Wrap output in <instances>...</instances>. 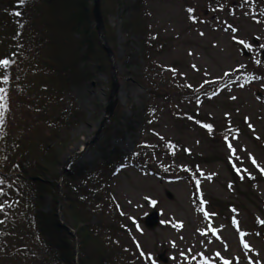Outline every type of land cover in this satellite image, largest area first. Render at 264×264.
<instances>
[{"label": "rangeland", "instance_id": "rangeland-1", "mask_svg": "<svg viewBox=\"0 0 264 264\" xmlns=\"http://www.w3.org/2000/svg\"><path fill=\"white\" fill-rule=\"evenodd\" d=\"M115 1L104 4V33L117 66L116 103L108 102L111 70L96 71L91 63L90 76L59 99L54 92L48 109L23 106L33 115L31 126L12 124L16 133L19 126L31 128L29 140L38 143L39 128L46 136L42 126L54 121L59 108L61 117L67 111V129H49L46 141L56 148L62 143L54 152L60 166L73 155L60 184L62 194L69 183L70 199H82V221L73 220L65 196L58 207L60 166L57 184L42 198L36 184L48 179L33 178L38 183L23 190L0 174V264L57 257L58 217L76 235L77 251L80 229L97 238L98 249L108 254L100 264H163V252L166 264H264V0H118L119 7ZM12 2L0 0V60H9L15 40L17 17L5 12ZM124 19L139 22L144 33L125 34ZM43 110L56 114L42 117L37 112ZM107 112L112 114L103 123ZM114 150L120 156L111 169L102 168ZM6 156L0 146V158ZM24 192L36 201L27 203ZM199 196L208 220L198 211ZM152 212L159 225L148 230L144 219ZM41 214L55 225L47 236L51 247L37 230ZM178 224L183 226H173ZM61 232L74 256L61 264H75V235Z\"/></svg>", "mask_w": 264, "mask_h": 264}, {"label": "trees", "instance_id": "trees-1", "mask_svg": "<svg viewBox=\"0 0 264 264\" xmlns=\"http://www.w3.org/2000/svg\"><path fill=\"white\" fill-rule=\"evenodd\" d=\"M108 1L99 0L103 23L108 11L104 4ZM115 2L119 7L118 0ZM11 11L12 13L19 11L21 15L19 17L15 15L17 18H15V27L12 29L15 40L9 53L10 64L6 68L2 67L0 72V88L6 91V108L3 112V123L0 124V134L4 139L0 140V146L5 148L7 152L6 157L0 158L4 159L3 167H6L7 170H3V167L0 166V174L4 178L3 181L12 182L14 187L22 189L24 187L27 189V186L33 185L34 182L35 184L38 183L33 178L48 179L44 184H36L38 196L42 198L44 190L53 191L57 184V168L60 164L54 152L56 149L63 147L60 143V145L57 144L56 148L53 146L54 142H51L53 145L49 144L50 142H47L46 139L50 133H53L49 129L56 128L57 130V126H60L59 128L62 131L67 129L68 122L67 119L64 120V117H67V111L61 117L62 112L60 113L59 108L57 110L59 115H56L54 121L50 125L42 126L43 129L48 127L50 133L45 136V132L39 128L38 133L41 135V141L32 143L29 140L31 137L27 133L31 128H26V126L32 125L30 117H33V115L26 113L23 106L36 103L37 107L48 109L51 104L53 105L54 92L57 93L59 99V96L65 94L71 87H78L90 76L89 65L91 63L96 64L94 68L96 71L102 72L106 69L111 70V66L107 56L98 44V34L93 18V0H27L24 5H20L19 0H13L10 8L6 7L5 10L6 13ZM129 22V19H124L125 34L144 33L139 22ZM107 34L109 39L113 41L114 38L110 37L108 31ZM105 40L108 44L106 33ZM79 64L84 67L79 69ZM11 75H14L15 78L11 79ZM5 78L6 83L4 82ZM44 96L51 100V103L43 99ZM61 102L57 105L61 104L62 108L63 102ZM24 109L27 110L26 107ZM47 111L48 114L45 110H43V113L40 111L37 113L42 117L48 115L51 117L56 114ZM20 122L25 123L26 126H19L21 132L16 133L12 124L17 123L19 125ZM34 126L38 127L37 125ZM62 126H65L66 129ZM26 145L31 155L27 152ZM117 156H120V154L116 150L108 153V157L102 159V168L111 169L110 167L115 163ZM24 161H28L25 167L31 168L32 174L24 169ZM15 166L21 170L20 174L23 173L22 175H17L9 170ZM71 168L69 167L67 171H70ZM69 176L74 175L72 173ZM69 187V183L62 187L63 191L65 190L63 198L65 196L64 199L68 202L67 206L72 210L71 217L78 223V221H82V215L79 214L81 212L79 209L82 208L80 206L82 199L79 200L74 195L72 196L73 199H70ZM83 193L84 191L80 194ZM23 198L29 204L36 201L35 198L30 196L29 192H24ZM40 217V226H37V230L39 229L40 235L44 238V245L47 244L48 247H51L53 242L48 240L47 236L55 230V225L52 221L47 223L51 216L41 214ZM58 224L56 233L57 257L43 258L40 256L39 259L43 261L42 264H54L55 260L57 264L67 263L74 257L67 242L68 238L66 235L65 237L62 236L61 230H63V227L59 222ZM77 234L80 240L79 256H83L85 259V261H83V258L82 261L80 259L79 263L87 264V260L91 262L98 261L99 264L102 261L104 262V257L108 254H104L103 251L98 249L99 247L96 245L97 238L91 236L85 228L77 231ZM41 255H43L42 251Z\"/></svg>", "mask_w": 264, "mask_h": 264}, {"label": "water", "instance_id": "water-1", "mask_svg": "<svg viewBox=\"0 0 264 264\" xmlns=\"http://www.w3.org/2000/svg\"><path fill=\"white\" fill-rule=\"evenodd\" d=\"M93 18H94V23H95V28L98 34V44L100 46V48L103 50V52L105 53V55L107 56L109 62H110V66H111V81H112V86H111V90H110V95H109V99L108 102L110 104V106L114 105L116 103L115 101V97L117 96V92L119 89V83H118V74H117V66L115 63V57L114 54L112 52V50L110 49V47L108 46L106 40H105V33H104V23H103V19L101 16V11H100V5H99V0H93ZM261 59L264 61V50L261 51ZM112 112L106 113L105 119L103 120V123L110 118ZM103 126V125H102ZM99 135V133L96 134L95 139L97 138V136ZM95 139H93L92 142L95 141ZM82 151V149L80 150ZM79 152L75 153V155H77ZM73 156V155H72ZM72 156L70 158H72ZM70 158L66 159V161H64L61 166H60V170H59V197H58V207L60 208L61 206V202H62V189H61V178L63 175V171L65 169V166L69 163ZM61 225L68 231V233H70V235H75L73 232L70 231V229H68L65 224L63 223L61 217L59 218ZM159 225V215L157 212H152L150 214H148L146 216V218L144 219V226L146 229L148 230H154L157 226ZM75 240H76V235H75ZM76 245V249H77V240L75 242ZM78 251L76 250V255H75V264H79L78 261ZM158 260L161 261L163 264L167 263V259L165 258V252H163L162 254H160L158 256Z\"/></svg>", "mask_w": 264, "mask_h": 264}, {"label": "snow or ice", "instance_id": "snow-or-ice-1", "mask_svg": "<svg viewBox=\"0 0 264 264\" xmlns=\"http://www.w3.org/2000/svg\"><path fill=\"white\" fill-rule=\"evenodd\" d=\"M26 2H27V0H19V4H20V5H24ZM191 11H192V10L189 9V12H191ZM14 14H15L16 16H18V17L21 15V13H20L19 11L16 12V13H14ZM21 27H22V25H21ZM201 35H203V33H201ZM240 43L243 44L244 42H243V41H240ZM257 63L259 64L260 61H257ZM9 64H10V61L7 60V59H5V60H0V67H4V68H6V67L9 66ZM4 82H5V83L7 82L6 78H5ZM234 98H235V97H233V99H234ZM5 101H6V91H5L3 88H0V124L3 123V112H4L5 108H6V103H5ZM205 127H207V128L209 129V131H211V126H210V125H206ZM228 147H229V149H230V150L233 152V154H234V153H235V150L232 148V145L229 144ZM253 163H255V161H253ZM261 171H262V174H264V170H261ZM202 175H203V174H202ZM208 178L210 179L211 177H208ZM241 178H243V177H241ZM197 191H199V181H197ZM2 194H3V193L0 192V195H2ZM198 199H199V201H200V204H199V207H198V211H200V212L204 215L205 220H208V219L210 218V215H211V214H209V213L206 211V209H205L206 201L203 200L202 196H199ZM153 203H154V202H153ZM0 210H2V208H0ZM233 223L236 224V226H237V230H238V232H239L238 222H236V221L234 220ZM173 226H174V227H182L183 225H182V224H178V225H173ZM201 234H202V235H207V233H201ZM212 234H213V235H216L217 238H219V237H218V233H217L215 230H212ZM241 235H243V234H241ZM242 244H243V247H244L245 249H247V250H251V249H250V246H249L246 242H243V241H242ZM142 255H143V253H142ZM225 264H229V262H225Z\"/></svg>", "mask_w": 264, "mask_h": 264}, {"label": "bare ground", "instance_id": "bare-ground-1", "mask_svg": "<svg viewBox=\"0 0 264 264\" xmlns=\"http://www.w3.org/2000/svg\"><path fill=\"white\" fill-rule=\"evenodd\" d=\"M118 73V72H117ZM119 99V96H116L115 97V101H117ZM65 170V169H64ZM63 195V194H62ZM62 199H63V196H62Z\"/></svg>", "mask_w": 264, "mask_h": 264}]
</instances>
